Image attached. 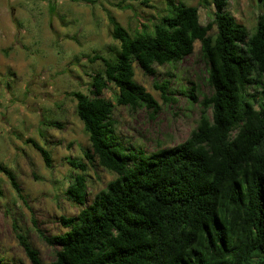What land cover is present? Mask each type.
<instances>
[{
  "label": "trees",
  "instance_id": "obj_1",
  "mask_svg": "<svg viewBox=\"0 0 264 264\" xmlns=\"http://www.w3.org/2000/svg\"><path fill=\"white\" fill-rule=\"evenodd\" d=\"M166 1L151 29L142 24L132 35L109 15L118 56L94 55L90 60L100 59L103 67L90 76L89 94L70 93L87 135L85 160L114 176L76 215L60 216L65 231L44 237L58 246L49 264H264V99L249 93L258 85L264 97V14H257L249 33L226 10V0H210L205 24L196 6ZM195 40L210 89L195 127L171 147L146 152L125 145L116 134L114 103L159 108L134 80L133 63L153 74L155 65L189 55ZM109 83L116 88L114 103L102 95ZM26 141L50 166L49 152ZM69 163L78 171L65 193L83 205L85 164ZM0 172L23 198L12 170L0 165ZM18 237L38 264L37 252Z\"/></svg>",
  "mask_w": 264,
  "mask_h": 264
},
{
  "label": "rangeland",
  "instance_id": "obj_2",
  "mask_svg": "<svg viewBox=\"0 0 264 264\" xmlns=\"http://www.w3.org/2000/svg\"><path fill=\"white\" fill-rule=\"evenodd\" d=\"M175 1L196 6L202 24L211 19L210 0ZM226 1V10L251 33L257 14H264V0ZM166 7V0H0V165L12 170L23 195L20 198L0 172V264H32L19 235L37 252L38 264L51 263L58 246L44 237L65 231L60 216L76 215L113 178L85 160L87 135L70 93L89 94L90 76L103 67L100 59L90 60L94 55L118 56L109 15L132 35L142 24L151 29ZM214 32L213 26L208 33ZM199 49L195 40L189 55L175 64L155 65L153 74L133 63L134 80L159 104L156 112L117 105L116 88L110 83L104 88L102 95L114 103L120 141L151 152L188 136L200 100L210 92ZM162 86L167 99L160 95ZM259 90L258 85L249 88L258 101L264 99ZM27 138L49 152L50 166ZM70 160L85 164L83 205L65 193L78 171Z\"/></svg>",
  "mask_w": 264,
  "mask_h": 264
},
{
  "label": "crops",
  "instance_id": "obj_3",
  "mask_svg": "<svg viewBox=\"0 0 264 264\" xmlns=\"http://www.w3.org/2000/svg\"><path fill=\"white\" fill-rule=\"evenodd\" d=\"M11 40V39H10Z\"/></svg>",
  "mask_w": 264,
  "mask_h": 264
}]
</instances>
